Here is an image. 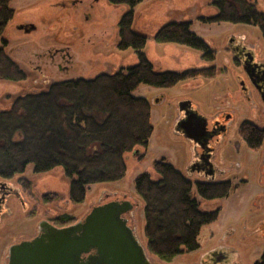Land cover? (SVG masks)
Returning <instances> with one entry per match:
<instances>
[{"label": "rangeland", "instance_id": "rangeland-1", "mask_svg": "<svg viewBox=\"0 0 264 264\" xmlns=\"http://www.w3.org/2000/svg\"><path fill=\"white\" fill-rule=\"evenodd\" d=\"M250 1L264 15V0ZM90 4L92 8L88 7ZM9 6L14 13L2 32L6 41L4 52L23 70L26 79L16 83L0 80V111L6 110L16 97L44 90L51 83L125 72L138 61L132 49L117 48L118 20L128 10L126 7L111 6L107 0H11ZM132 12L131 29L146 37L142 52L155 71L182 73L215 68L216 75L205 80L202 77L189 79L165 89L138 86L132 96L145 99L150 107L152 133L147 145L135 148L139 150L138 156H132L134 149L124 155L125 172L120 181L88 185L85 200L80 204L69 200L70 179L60 168L34 174L32 166L28 165L22 175L0 180L18 191V198L10 196L6 201L9 214L0 217V264L6 263L7 250L12 244L37 233L39 222L46 221L56 227L75 224L92 207L122 196L134 205L129 223L151 264H203L196 251L179 255L171 263L161 262L147 251L143 205L134 191V179L145 173L157 180L153 163L161 159L185 176L189 146L173 131V123L180 116L177 105L183 100L192 101L207 119L219 109H231L235 120L229 137H235L237 124L248 116H244L237 109L239 104L234 105L230 98L221 102L214 100L221 89H233L235 85L232 56L225 44L231 35L242 36L248 47L258 49L257 56L264 63V41L257 27L209 22L207 19L216 13L212 0H144ZM28 22L35 27L29 34L15 28L16 24ZM170 22H188L190 32L215 53L213 61H206L202 52L185 46L155 43V33ZM157 99L161 101L155 103ZM224 153L222 150L218 153L216 165L226 167L230 161L231 167L238 163L231 171L244 183L231 182L235 187L227 197L206 200L197 194L196 177H192L190 195L199 210L219 211L214 222L201 228L197 241L201 251L221 246L222 250L233 254L237 264H254L264 252V230H258L264 223V203L261 204L264 188L259 186L253 171L240 169L241 151L232 156L228 150ZM64 218L69 219L66 224L62 221Z\"/></svg>", "mask_w": 264, "mask_h": 264}, {"label": "trees", "instance_id": "trees-1", "mask_svg": "<svg viewBox=\"0 0 264 264\" xmlns=\"http://www.w3.org/2000/svg\"><path fill=\"white\" fill-rule=\"evenodd\" d=\"M11 0H0V80L21 82L26 74L4 52L2 32L13 17ZM144 0H107L114 7H126L118 20L117 48L132 49L137 63L125 72L100 74L93 79H74L51 83L46 89L20 95L6 110L0 111V180L8 181L25 172L28 165L34 174L60 168L70 179L69 200L80 204L86 187L120 181L125 172L124 155L145 147L152 133L150 107L143 98L132 96L140 85L170 88L193 77L194 71H155L144 56L146 37L131 29L132 9ZM215 15L211 23L228 22L257 27L264 41V15L250 0H212ZM188 22H170L153 36L157 44H176L206 52L207 45L189 30ZM243 133L255 137L260 133L243 126ZM157 180L148 174L134 179V191L143 205L144 237L149 253L161 262L199 248L200 229L214 222L218 210L202 212L191 197V183L164 159L153 163ZM232 190L228 183L199 184L202 199L224 198ZM8 195L0 187V209ZM65 224L69 219L62 220ZM226 252V251H225ZM228 253V252H227ZM208 253L203 264H211ZM215 264H237L233 254ZM264 264V252L259 261Z\"/></svg>", "mask_w": 264, "mask_h": 264}, {"label": "flooded vegetation", "instance_id": "flooded-vegetation-1", "mask_svg": "<svg viewBox=\"0 0 264 264\" xmlns=\"http://www.w3.org/2000/svg\"><path fill=\"white\" fill-rule=\"evenodd\" d=\"M88 7L92 8V5L90 4ZM84 17L85 19H87L88 15L85 14ZM29 25V22L20 23L16 24L15 28L18 31L25 33V29H28ZM32 31H30L29 33H31ZM2 43L5 47L6 41L4 39L2 40ZM225 47L232 56L233 66L231 67V69L233 75V84H235L233 86L234 90L231 87H228V89H221L219 95H214V100L218 99V101L221 102L222 100L230 98L233 102H235L234 105H236L237 103L239 104V107L237 109L241 110V113L244 116L248 117L244 118L241 122H239V124H237L235 137L230 139V128L232 127V123L235 120L233 111H231V109H219L217 113L213 114L212 116H210V118L207 119L198 112L196 105H194L192 101H181L188 102V104L182 106V111H180L179 109V103H181L179 102L177 105V110L180 116L173 123V131L176 136H181L189 146V159L185 163V177L188 181H190L191 187L192 177H196L194 181L195 187L199 184L228 183L231 188L234 189L235 186L232 185L231 182L244 183V181L238 180L235 175L236 173L231 171L236 168L234 165L239 166L238 163L231 164L230 167L231 162L228 161V165H226V167H223L218 164L216 165L215 160L217 159L218 153L221 150L223 153L224 151L228 150L231 156L233 153L237 155L241 151L242 154L240 155V159L243 163L240 166V169L253 171L256 175L255 179L257 180L259 186L264 188V63L260 62L257 56L258 49L256 47L254 49L248 47V45L245 43V38L242 36L231 35L227 39ZM209 49L210 48L208 47V50ZM209 51L211 52L212 60H208L204 57V54L206 52H202V58H204L208 62H212L213 58L215 57V53L212 50ZM213 69L215 68L209 70H188L194 71L195 74L193 77H190L186 80H195L197 77H202L204 78L203 80H205V78H213L216 75L215 70ZM157 100L159 101V99ZM192 113L205 119L206 134L202 136L196 134L197 130L193 128L195 127V125H193L192 128L194 129V131L192 130L191 133L188 132L190 137L184 138L181 131H176L177 123L179 121H186V123L190 125L191 123L197 124L198 119L196 118V116H192ZM261 115L263 118L261 117ZM244 125L254 128L261 134L258 141L252 146L249 145L248 141L254 142L255 137L248 134V137L245 138L246 135L242 132ZM231 173H233V175H231ZM1 183L4 182H0V187L6 189L8 195L6 196L0 209V217L4 215V213L9 214L10 210L6 208L8 206L6 203L8 197L14 196L15 198H18V191L15 188L10 187L8 184L2 185ZM262 199L263 202L261 204L264 203V198ZM114 200L121 201L128 199L125 196H122L121 198L115 197ZM256 200L259 201V199ZM131 217V214L124 215V219L127 220V224L129 226V219ZM258 230H264V223H262L258 227ZM39 231L40 230L38 228L37 233L33 237L24 240L22 239V241H29L39 236ZM222 248L223 247L218 246L217 248H214L208 252L212 254V258L210 261L211 264H215L217 261L227 258L228 253L222 250ZM208 253H206L205 255H207ZM205 255L202 258V263Z\"/></svg>", "mask_w": 264, "mask_h": 264}, {"label": "water", "instance_id": "water-1", "mask_svg": "<svg viewBox=\"0 0 264 264\" xmlns=\"http://www.w3.org/2000/svg\"><path fill=\"white\" fill-rule=\"evenodd\" d=\"M34 29L30 24L25 33ZM185 104L188 102L179 103L180 111ZM192 114L198 119L197 124L177 123L176 131H181L184 138L190 137L193 128L200 136L206 134L205 119ZM131 154L138 156L139 150L134 149ZM133 209L128 200H112L92 207L75 224L56 227L46 221L39 222L40 235L12 244L5 264H151L135 229L124 219ZM146 249L149 252L147 246Z\"/></svg>", "mask_w": 264, "mask_h": 264}, {"label": "crops", "instance_id": "crops-1", "mask_svg": "<svg viewBox=\"0 0 264 264\" xmlns=\"http://www.w3.org/2000/svg\"><path fill=\"white\" fill-rule=\"evenodd\" d=\"M188 159H189V158L186 159V162L188 161ZM199 233H200V232H199ZM198 244H199V243H198ZM212 249H213V248H209L208 250L201 251V248H200V245H199L198 250H196V252H199V259H198V260H200V262H201V259L203 258V256H204L207 252H209L210 250H212ZM180 256H182V255H180ZM180 256H179V257H180ZM175 258H176V257H175ZM175 258H174V259H175ZM172 261H173V260H172ZM172 261H171V262H172ZM171 262H170V263H171Z\"/></svg>", "mask_w": 264, "mask_h": 264}]
</instances>
